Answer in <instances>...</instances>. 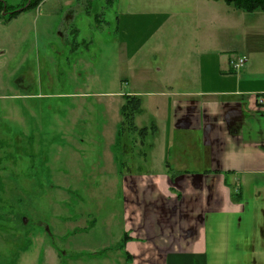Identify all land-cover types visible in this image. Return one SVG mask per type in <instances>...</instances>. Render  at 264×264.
I'll list each match as a JSON object with an SVG mask.
<instances>
[{
	"label": "rangeland",
	"instance_id": "obj_1",
	"mask_svg": "<svg viewBox=\"0 0 264 264\" xmlns=\"http://www.w3.org/2000/svg\"><path fill=\"white\" fill-rule=\"evenodd\" d=\"M147 1L41 0L28 9L27 0H0V264H127L126 229L137 237L180 228L183 221L159 216L160 192L173 191L146 176L166 170L154 155L151 167L141 162L153 161L165 126L164 98L148 95L160 92L163 77L154 73L165 57L153 51L145 59L142 50L128 61L117 42L119 18ZM244 15L259 37L264 13ZM134 92L142 110L136 130L122 127L117 141L123 97ZM200 170L187 174L201 177ZM169 175L175 183L179 173ZM242 187L232 201L244 202L243 211L211 213L205 196L201 210L187 212L192 228L206 232L209 264H264V178ZM184 194V207L198 203Z\"/></svg>",
	"mask_w": 264,
	"mask_h": 264
},
{
	"label": "crops",
	"instance_id": "obj_2",
	"mask_svg": "<svg viewBox=\"0 0 264 264\" xmlns=\"http://www.w3.org/2000/svg\"><path fill=\"white\" fill-rule=\"evenodd\" d=\"M131 7L119 18L117 27V42L127 60L142 50L145 59L153 51L165 57L164 67L154 73L163 77L160 92L148 95L164 98L165 126L160 138H155L158 147L151 155L166 171L146 176L149 183L159 179L173 191L172 195L166 189L160 192L164 207L159 216L183 222L177 229L179 235L168 228L144 230L136 237L135 231L126 229L123 249L131 258L127 264H209L206 232L192 228L189 208L201 210L197 204L206 196L211 213L234 215L244 210V202L232 201L234 196L237 200L243 196L242 185L245 188L257 177L264 178V104L260 103L264 100V25L259 37L250 33L255 25L249 30L246 12L224 0H149ZM121 59L122 55L117 64ZM239 59L244 63L235 68ZM181 83L187 87L181 88ZM175 131L181 140L171 159L170 141ZM141 162L151 167L155 160L144 157ZM190 167H199L202 176L187 174ZM171 171L179 173L175 183ZM232 179L240 185L231 186ZM188 189L193 195H186ZM182 194L197 196L198 203L190 200L184 207ZM171 206L176 207L173 216ZM132 210L136 212V207ZM149 219L155 220V216Z\"/></svg>",
	"mask_w": 264,
	"mask_h": 264
},
{
	"label": "trees",
	"instance_id": "obj_3",
	"mask_svg": "<svg viewBox=\"0 0 264 264\" xmlns=\"http://www.w3.org/2000/svg\"><path fill=\"white\" fill-rule=\"evenodd\" d=\"M27 1H28V9L37 8L41 2V0H27ZM224 1L229 5H232L235 9L241 10L246 13H254L258 10L264 13V0H224ZM24 10L26 9H23L15 13L18 15ZM123 98H124V104L121 107L122 121L120 123L119 128L117 129V135H116V139L118 138L117 141H121L124 135L123 133H121V131L124 130L122 127L126 126L128 130H134V129L136 130L134 125L135 116L139 115L142 111L141 102L139 98L135 96H124ZM146 131H147L146 128L141 129L138 133L139 136L141 138L146 137L147 136ZM151 131L154 132L153 127L151 128ZM124 237H126V235H124Z\"/></svg>",
	"mask_w": 264,
	"mask_h": 264
},
{
	"label": "built area",
	"instance_id": "obj_4",
	"mask_svg": "<svg viewBox=\"0 0 264 264\" xmlns=\"http://www.w3.org/2000/svg\"><path fill=\"white\" fill-rule=\"evenodd\" d=\"M244 62H243V60L242 59H239L238 61H237V63L235 64V68H239L242 64H243ZM260 103L262 104H264V100H260Z\"/></svg>",
	"mask_w": 264,
	"mask_h": 264
}]
</instances>
